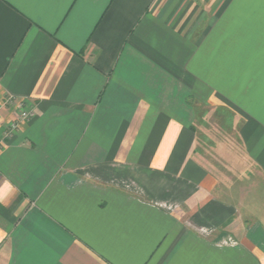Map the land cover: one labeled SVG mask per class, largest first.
I'll return each mask as SVG.
<instances>
[{
    "label": "crops",
    "instance_id": "0c3cea01",
    "mask_svg": "<svg viewBox=\"0 0 264 264\" xmlns=\"http://www.w3.org/2000/svg\"><path fill=\"white\" fill-rule=\"evenodd\" d=\"M0 264H264V0H0Z\"/></svg>",
    "mask_w": 264,
    "mask_h": 264
},
{
    "label": "rangeland",
    "instance_id": "374dc122",
    "mask_svg": "<svg viewBox=\"0 0 264 264\" xmlns=\"http://www.w3.org/2000/svg\"><path fill=\"white\" fill-rule=\"evenodd\" d=\"M204 113V112H203ZM202 112L200 115L207 123L203 124V132L208 134L209 142L207 145V156L211 162L216 163L224 173H227L229 168V174H233L236 170L234 165V159L228 157L222 151L228 146V148L240 151V140L237 131V122H234L233 113L231 110H223L220 107L216 108L207 118ZM205 133V134H206ZM226 146V147H227ZM227 169V170H226ZM234 171V172H233ZM235 174V173H234ZM230 175V176H231ZM170 211L179 210L175 205L166 206ZM205 231L204 229H202Z\"/></svg>",
    "mask_w": 264,
    "mask_h": 264
},
{
    "label": "built area",
    "instance_id": "2783aa9c",
    "mask_svg": "<svg viewBox=\"0 0 264 264\" xmlns=\"http://www.w3.org/2000/svg\"><path fill=\"white\" fill-rule=\"evenodd\" d=\"M12 102H13L12 98L10 97L9 99H7L6 104L8 105ZM34 114H35V108H33V107L30 109H28V108L22 109L19 116H18L17 121L12 123V129L17 127V123L19 120L29 119Z\"/></svg>",
    "mask_w": 264,
    "mask_h": 264
}]
</instances>
